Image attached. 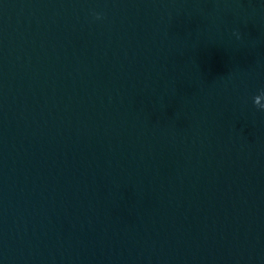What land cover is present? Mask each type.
<instances>
[{
	"label": "water",
	"instance_id": "1",
	"mask_svg": "<svg viewBox=\"0 0 264 264\" xmlns=\"http://www.w3.org/2000/svg\"><path fill=\"white\" fill-rule=\"evenodd\" d=\"M0 264H264V0H0Z\"/></svg>",
	"mask_w": 264,
	"mask_h": 264
},
{
	"label": "clouds",
	"instance_id": "2",
	"mask_svg": "<svg viewBox=\"0 0 264 264\" xmlns=\"http://www.w3.org/2000/svg\"><path fill=\"white\" fill-rule=\"evenodd\" d=\"M95 18H96V19H100L101 17H100L99 15H96Z\"/></svg>",
	"mask_w": 264,
	"mask_h": 264
}]
</instances>
